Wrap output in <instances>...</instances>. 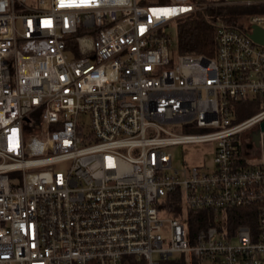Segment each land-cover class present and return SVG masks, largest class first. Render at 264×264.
Masks as SVG:
<instances>
[{"label":"built area","instance_id":"2783aa9c","mask_svg":"<svg viewBox=\"0 0 264 264\" xmlns=\"http://www.w3.org/2000/svg\"><path fill=\"white\" fill-rule=\"evenodd\" d=\"M152 1L0 0V264H264V107L236 120L264 103V13L218 21L214 56L177 54L163 27L199 5ZM199 142L209 169L173 166L170 146ZM238 207L253 224L231 235ZM196 209L212 216L193 235Z\"/></svg>","mask_w":264,"mask_h":264},{"label":"trees","instance_id":"16d2710c","mask_svg":"<svg viewBox=\"0 0 264 264\" xmlns=\"http://www.w3.org/2000/svg\"><path fill=\"white\" fill-rule=\"evenodd\" d=\"M199 5V8L182 16L176 22V47L174 52L177 54H204L214 56L216 52L215 31L218 21H223L225 24L232 26L239 31H245L246 26L244 21H239V15L242 10L232 5H208L209 0H192ZM155 4H167L170 0H153ZM210 3V2H209ZM264 13V3L260 5V10L248 12ZM246 15V16H247ZM237 117L236 120L249 118L252 114L264 107L260 97L242 98L236 102ZM37 121V120H36ZM174 201H170V200ZM168 211L176 213L179 206V196L172 194L169 201L164 205ZM225 215L221 219V224L225 230L231 234L240 225L252 226L253 211L248 208H229L224 211ZM177 214V213H176ZM181 214L178 215V217ZM209 212L202 210L187 211L188 225L190 232L195 235L200 229L206 228L211 217ZM129 260L131 258H128ZM141 261V260H140ZM214 260L204 257L192 256L191 263L188 264H219L213 263ZM128 264V263H126ZM129 264H138L136 259H131ZM141 264V263H139ZM166 264H187L183 254L178 257L170 258Z\"/></svg>","mask_w":264,"mask_h":264},{"label":"rangeland","instance_id":"374dc122","mask_svg":"<svg viewBox=\"0 0 264 264\" xmlns=\"http://www.w3.org/2000/svg\"><path fill=\"white\" fill-rule=\"evenodd\" d=\"M26 1H27V5H30V6H33L35 3V0H26ZM261 4L262 3H256L253 5H245L239 2H226L225 0H209L208 1V5H212V6L232 5L234 7L240 8V10H242V13L239 15L238 22L245 20L248 12H251L257 9L260 10ZM42 6H46V4ZM22 8H25V7L22 6ZM181 17H177L176 19L169 21V23H167V25L163 27V29L166 32H168V34H170L171 47L174 50L176 47V26L175 25H176L177 20H179ZM16 22H17V25L19 26L20 21L17 20ZM175 129L177 131H183V132L185 131V132H192V133H205V132L214 131L216 128L214 127H205V128L195 127L192 130H187L177 125L175 126ZM213 144H214L213 142H199V143H190V144L183 143V144H176V145L170 146L169 151L171 152L173 166L180 168V167H183L184 165L189 166V167L193 165H197V166H202V168L209 169L212 164L211 150L213 149ZM58 167L62 168L63 164L59 165ZM182 206H183L182 204H179V206H177L176 208L177 214L174 213V211H167V212L162 211L161 215L178 217V215L183 212ZM176 256L178 257L179 255L171 256V258L176 257Z\"/></svg>","mask_w":264,"mask_h":264},{"label":"water","instance_id":"95a60500","mask_svg":"<svg viewBox=\"0 0 264 264\" xmlns=\"http://www.w3.org/2000/svg\"><path fill=\"white\" fill-rule=\"evenodd\" d=\"M248 35L254 41H256L258 43H264V30L261 28H259L257 26H252L251 32L248 33ZM259 127H260V129L264 130V119H263V121L260 122ZM258 134H259L258 131H255V132H253V134H251L255 143L258 142V137H259Z\"/></svg>","mask_w":264,"mask_h":264}]
</instances>
